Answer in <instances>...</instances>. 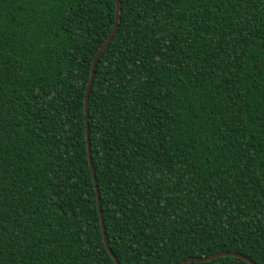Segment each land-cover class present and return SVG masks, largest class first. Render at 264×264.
Returning <instances> with one entry per match:
<instances>
[{
    "label": "trees",
    "instance_id": "16d2710c",
    "mask_svg": "<svg viewBox=\"0 0 264 264\" xmlns=\"http://www.w3.org/2000/svg\"><path fill=\"white\" fill-rule=\"evenodd\" d=\"M185 3H133L98 58L108 243L120 264H264V0ZM115 20L93 0H0V264H116L83 111ZM201 230L215 243L165 251Z\"/></svg>",
    "mask_w": 264,
    "mask_h": 264
},
{
    "label": "snow or ice",
    "instance_id": "6c2138e0",
    "mask_svg": "<svg viewBox=\"0 0 264 264\" xmlns=\"http://www.w3.org/2000/svg\"><path fill=\"white\" fill-rule=\"evenodd\" d=\"M51 3H60L61 0H50ZM141 0H93L94 5H99L101 7L102 12H107L111 10V14L116 18L118 23H122L121 17L126 18L128 16V9L132 6L133 3H139ZM185 7H187V3L185 0H179ZM224 3H228L229 0H223ZM232 3H238L239 0H231ZM106 4V6H105ZM175 7V3L172 5ZM143 14H140V19H143ZM135 19V17H133ZM261 43L264 44V40H261ZM90 87V86H88ZM83 111H87V109H83ZM94 129H89L84 135V150L86 154L90 155L92 153V132ZM98 191V189H97ZM215 236H209L203 230L200 232L193 231L190 236L185 235L183 233H179L176 235H170L169 239L165 242V251L168 252L169 256H172L173 253H176L178 249H183L185 245L189 247H196L199 245H205L211 243H215ZM221 241L223 242V238L221 237ZM175 257H173L174 259ZM183 260V264H190L188 259L181 257Z\"/></svg>",
    "mask_w": 264,
    "mask_h": 264
},
{
    "label": "water",
    "instance_id": "95a60500",
    "mask_svg": "<svg viewBox=\"0 0 264 264\" xmlns=\"http://www.w3.org/2000/svg\"><path fill=\"white\" fill-rule=\"evenodd\" d=\"M118 25H119L118 21L115 20V24H114V28L112 30V33L110 34V36L108 37V39L98 49V51H97V53L95 55V58L93 60L92 70H91V75H90V80H89V83H88V86H90V87L87 86L86 96H85V108L87 109V111H85L86 112L87 131L89 130V95H90L91 86L93 84L94 77H95V73H96V65H97V62H98V58H99L101 52L107 47V45L113 39V37H114V35H115L116 31H117ZM89 161H90L91 168H92V171H93V176H94V179H95V183L97 185V178H96V172H95L94 163H93V159H92V153L89 155ZM96 187L98 189V191H97V198H98V205H99L100 214H101V223H102L104 240H105V243H106V245H107V247H108L111 255L115 259L116 264H120L117 256L114 254L112 248L110 247V245L108 243V239H107V236H106L105 222H104V217H103L102 204H101L100 190L98 188V185ZM227 255L237 256V257L243 258L244 260L248 261L251 264H256L249 257H247V256H245L243 254L236 253V252H231V251L230 252H218V253L212 254V255L207 256V257H190V258H187V259L190 262L191 261H208V260H211V259L216 258V257L227 256ZM181 264H183V262Z\"/></svg>",
    "mask_w": 264,
    "mask_h": 264
}]
</instances>
